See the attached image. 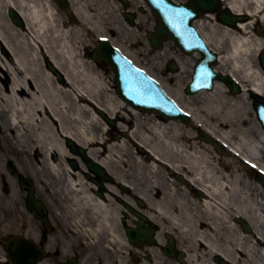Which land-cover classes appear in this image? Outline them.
<instances>
[{
	"label": "bare ground",
	"instance_id": "1",
	"mask_svg": "<svg viewBox=\"0 0 264 264\" xmlns=\"http://www.w3.org/2000/svg\"><path fill=\"white\" fill-rule=\"evenodd\" d=\"M223 1L232 12L249 14L251 18L239 21L235 28L222 25V39L215 46L210 36L204 34L205 38L228 66L222 70L224 73L240 80L245 90L264 94V70L256 58L264 50V36L253 35L250 30L255 20L264 23V0ZM72 2L78 18L66 20L60 18L52 0H0V43L9 51L8 55L0 52V117L5 113L4 131L27 158L42 157L39 165L33 162L38 165L37 171L48 170L55 178L58 188L54 194L62 202L60 214L68 221L60 231L69 230L74 235L70 236L71 243H76L93 237L104 227L118 246H127L126 237L115 231L112 223L119 210L112 203L129 204L127 193L122 194L117 186L109 190H115L124 202L112 198L115 195L110 199L97 196L95 186L84 175L83 163L79 162L77 168L70 164L71 159L82 158L71 150L68 141L72 139L108 168L116 163L124 168L134 164L136 173L153 174L149 179L152 186L140 189L136 179L131 188L134 195L147 202L150 222L157 220L159 231L155 238L161 248L164 233L178 234L180 243L187 246L182 250L188 264H213L210 257L218 254L240 264H264V187L243 174L236 160L226 161L211 143L197 137L192 127L180 121H163L156 115L145 118L135 110V128L128 135L132 137L130 141L135 140L136 145L138 142V147H145L143 152L128 155L125 146L129 141L125 136L120 142L107 137L104 129L109 124L94 104L112 116L120 114L116 116L117 126L123 130L121 127L127 125L126 115L121 114L125 100L108 91L110 87L99 67L83 57V28L96 32L102 26L87 1ZM9 7H15L24 18V29L15 27L4 15ZM221 40L224 50H220ZM44 59L63 72L64 81L57 80L43 66ZM221 85L206 95L202 109L190 112L193 119L232 152L264 170L260 162L264 157V133L255 131L244 104L228 102L227 88L219 90ZM190 125L194 126L192 120ZM150 152L154 158L149 161ZM167 173L181 174L184 184L169 179ZM116 178L129 182L125 177ZM200 191L204 192L202 196ZM28 213L24 216L26 223L32 221ZM231 213L247 220L254 227L252 233L237 224L231 229L223 226ZM152 252L155 261L151 264H180L157 256L153 248L149 253Z\"/></svg>",
	"mask_w": 264,
	"mask_h": 264
},
{
	"label": "rangeland",
	"instance_id": "2",
	"mask_svg": "<svg viewBox=\"0 0 264 264\" xmlns=\"http://www.w3.org/2000/svg\"><path fill=\"white\" fill-rule=\"evenodd\" d=\"M91 5V9H93L96 19L98 23L102 26L101 28L98 29L95 33H93V37L90 38L88 34L83 32L82 39L84 40L85 45L83 46L84 49L82 50V53L86 55L85 59L93 62V64L96 67H99V72L103 75V77L107 80V84L109 87H111L112 92L114 96H116V89H115V73L113 69L109 66L104 64L105 62H95L91 58V53L94 47H95V42L97 41L98 37L100 35H108L111 40L113 41L114 44L119 45L122 47L123 51L126 52L129 56H131L138 65L144 67L151 75L155 76L159 81L163 83L165 88L176 98H178L179 102L186 108L188 109H202L203 108V101L208 95V92H201L198 95L195 96H189L184 93V87L187 85L189 80L191 79V72L192 69L195 65V63L198 60L199 55H186L180 48L176 46V44L173 41H168L165 44V48L161 51H151L150 44L147 40L146 37V29L152 30L154 26L156 25V19L155 16L150 12V13H144V14H139L140 15V21L143 23L150 22L147 27H143V29L140 27V25L134 28H131L127 23H125L123 16H122V8L121 5L118 2H110L109 0H85ZM176 1H187V0H176ZM53 5L58 9L60 16L63 19H68L69 16L65 10H63L56 0H52ZM140 0H133L132 1V8L135 9L139 6ZM144 4V2H143ZM199 24H201V27L203 31L213 39L214 45H217L216 42L220 39L221 37V25L215 20H211V18H203L200 20ZM264 27V26H263ZM115 31V32H114ZM115 33V34H114ZM255 33V32H254ZM73 37V36H71ZM81 38V37H80ZM221 40V45L222 46L220 50L226 49L225 44H222ZM220 44V43H219ZM0 52L4 55L8 54V50L6 47L0 43ZM42 54V52H41ZM174 58H180V60L183 62V67L181 71L177 73H172V72H166V66L167 63L170 60H173ZM0 67H3V63L0 60ZM219 69H226L228 66H226V63H220L218 65ZM220 89L223 90L222 87ZM214 95V93H212ZM215 96V95H214ZM118 99V98H117ZM240 102L241 104H244L246 108V117L252 120V122L255 124V131L256 132H261L262 127L260 122L258 121L256 117V113L253 110L252 107V101L249 98L248 94H242L241 96H228V102ZM119 101V100H118ZM103 103H106L105 100L102 101ZM142 117L145 118H153V114L149 113H144ZM6 118V115L3 114ZM137 117V116H136ZM143 119V118H142ZM130 122V121H129ZM146 125V124H145ZM145 126H143L144 128ZM142 128V129H143ZM117 134V132H116ZM5 140V139H4ZM8 140V139H7ZM12 140V139H11ZM6 141V140H5ZM10 140L6 141V143H9ZM126 147V152L128 155H131L135 153L136 146L134 142H128V144L125 146ZM19 157H21V160H24L25 163L28 165L30 164L29 160L26 159V157L22 154L19 153ZM18 155V154H17ZM225 156V155H224ZM223 156V157H224ZM226 161H234L236 160L234 157L231 156H225L224 157ZM42 157L39 156L40 162ZM264 160V157L262 158ZM261 160V161H263ZM31 164L33 162L37 163V161L33 160V158L30 160ZM24 163V165H26ZM264 163V161H263ZM33 168L37 171V166L33 165ZM237 167L240 168L243 174L247 175L248 177H252V181L255 183V185L261 186L260 182L258 181L256 177V171L252 170L251 172H247V170L243 167V165H240L237 163ZM130 167H132L133 170V177L134 179H139L140 176H143V178L140 180L143 182L144 185H150L152 186V181H150L148 178L147 174H141V173H136L135 172V167L134 164H130ZM43 175L46 176L49 180L56 181L55 178L52 176V174L48 170H41L37 171L36 177H39L40 179H43ZM153 176V174H151ZM168 176V175H167ZM46 190V188H45ZM48 194V198H50V203L52 202L53 204L56 203L55 198L56 194L52 195L50 190H47L45 192ZM232 214V213H231ZM232 218L234 216H231ZM53 217L56 220L55 213L53 212ZM231 224V222H228ZM232 225H229V228L231 229ZM2 233V229L0 228V234ZM184 245V244H183ZM77 249V248H75ZM2 250H0L1 252ZM49 258V257H48ZM46 259L44 260V264H54L51 262V259ZM60 260H62V257H60ZM46 261V262H45Z\"/></svg>",
	"mask_w": 264,
	"mask_h": 264
},
{
	"label": "water",
	"instance_id": "3",
	"mask_svg": "<svg viewBox=\"0 0 264 264\" xmlns=\"http://www.w3.org/2000/svg\"><path fill=\"white\" fill-rule=\"evenodd\" d=\"M219 5H220V0H193V2L191 4H188V6L192 8V10H195L199 14H201L202 10L216 9L217 6H219ZM13 16H15L14 12H13ZM221 17H222L223 21L229 22V23H233L234 20L239 18V17L229 16L226 14L222 15ZM167 37H172V38L176 39V41L180 44L179 39L174 35V33L172 31H170L168 29V27L163 23V21L160 18V26L158 29V34H157V36L152 37L151 40L155 46L160 47L162 39L167 38ZM203 54H204V59L202 60V62L210 64L212 61V59H210L211 56L208 55L206 50L203 51ZM206 55L208 57H206ZM171 68L177 69V65L175 63H172ZM188 91H190V90H188Z\"/></svg>",
	"mask_w": 264,
	"mask_h": 264
}]
</instances>
